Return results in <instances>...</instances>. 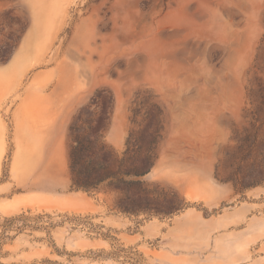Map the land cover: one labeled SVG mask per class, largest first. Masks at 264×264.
Masks as SVG:
<instances>
[{"label": "rangeland", "instance_id": "rangeland-1", "mask_svg": "<svg viewBox=\"0 0 264 264\" xmlns=\"http://www.w3.org/2000/svg\"><path fill=\"white\" fill-rule=\"evenodd\" d=\"M0 264H264V0H0Z\"/></svg>", "mask_w": 264, "mask_h": 264}, {"label": "crops", "instance_id": "crops-1", "mask_svg": "<svg viewBox=\"0 0 264 264\" xmlns=\"http://www.w3.org/2000/svg\"><path fill=\"white\" fill-rule=\"evenodd\" d=\"M117 119L113 123V126L111 128V135H110V141L115 145H121L123 141L125 140L126 136V130L127 127L124 124V121L119 120V117L127 116L126 111L119 110L116 112Z\"/></svg>", "mask_w": 264, "mask_h": 264}, {"label": "trees", "instance_id": "trees-1", "mask_svg": "<svg viewBox=\"0 0 264 264\" xmlns=\"http://www.w3.org/2000/svg\"><path fill=\"white\" fill-rule=\"evenodd\" d=\"M76 186L78 188H83L85 190H90L91 189V186L89 184H81L79 182H75Z\"/></svg>", "mask_w": 264, "mask_h": 264}]
</instances>
